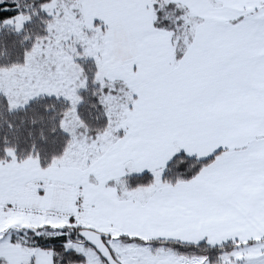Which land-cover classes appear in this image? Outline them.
Listing matches in <instances>:
<instances>
[{
	"label": "snow or ice",
	"instance_id": "obj_1",
	"mask_svg": "<svg viewBox=\"0 0 264 264\" xmlns=\"http://www.w3.org/2000/svg\"><path fill=\"white\" fill-rule=\"evenodd\" d=\"M0 264H264V0H0Z\"/></svg>",
	"mask_w": 264,
	"mask_h": 264
}]
</instances>
